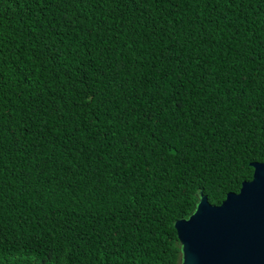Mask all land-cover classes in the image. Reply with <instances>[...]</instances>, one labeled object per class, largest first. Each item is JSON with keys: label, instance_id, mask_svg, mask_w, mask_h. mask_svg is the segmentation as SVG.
Returning <instances> with one entry per match:
<instances>
[{"label": "trees", "instance_id": "16d2710c", "mask_svg": "<svg viewBox=\"0 0 264 264\" xmlns=\"http://www.w3.org/2000/svg\"><path fill=\"white\" fill-rule=\"evenodd\" d=\"M253 163L264 0H0V264H180Z\"/></svg>", "mask_w": 264, "mask_h": 264}, {"label": "water", "instance_id": "95a60500", "mask_svg": "<svg viewBox=\"0 0 264 264\" xmlns=\"http://www.w3.org/2000/svg\"><path fill=\"white\" fill-rule=\"evenodd\" d=\"M219 206L201 195L194 212L175 223L180 264H264V163Z\"/></svg>", "mask_w": 264, "mask_h": 264}]
</instances>
